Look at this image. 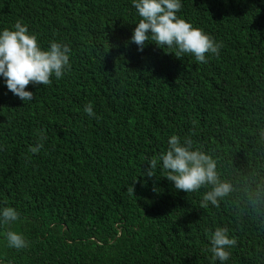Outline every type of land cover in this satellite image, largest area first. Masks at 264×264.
Instances as JSON below:
<instances>
[{
  "label": "trees",
  "instance_id": "trees-1",
  "mask_svg": "<svg viewBox=\"0 0 264 264\" xmlns=\"http://www.w3.org/2000/svg\"><path fill=\"white\" fill-rule=\"evenodd\" d=\"M180 2L178 17L222 45L207 63L126 45L141 19L133 0H0V33L20 21L40 46L71 49L62 78L27 86L32 100L0 75V209L19 214L0 221L1 262L222 264L211 237L227 228L237 242L223 264H264V0ZM173 135L233 184L220 207H200L210 185L187 193L164 176ZM8 231L28 247H9Z\"/></svg>",
  "mask_w": 264,
  "mask_h": 264
},
{
  "label": "clouds",
  "instance_id": "clouds-1",
  "mask_svg": "<svg viewBox=\"0 0 264 264\" xmlns=\"http://www.w3.org/2000/svg\"><path fill=\"white\" fill-rule=\"evenodd\" d=\"M141 19L137 23L126 45L135 43L138 50L143 49L150 42H155L165 50V46L174 49L173 58L181 59L185 54L194 55L197 62L207 63L206 54L219 55L221 44L202 29L194 27L189 21L178 17L182 4L180 0H133ZM70 47L60 40H51L40 46L36 35L30 34L27 25L17 21L14 30L4 29L0 33V75L5 78L9 91L24 102L34 99L35 94L28 91L27 86H47L52 83L53 75L60 79L70 65ZM85 113L95 117L91 103L85 106ZM264 134V133H262ZM166 153L160 156L161 169L167 172L164 175L177 191L193 193L202 187L211 186L203 196L200 207L207 208L209 202L220 207V201L228 197L234 186L228 181L221 180L217 171V161L209 154L194 149L193 141L173 135L168 141ZM42 145L29 149L30 153L39 152ZM150 167L144 176H156L157 159L148 161ZM146 182V181H145ZM154 191H158L154 187ZM19 218L17 210L13 207L0 209V221L5 224ZM6 239L9 247L17 250L28 247L25 237L16 232L8 231ZM230 238L227 228H217L211 237V252L214 259L225 262L230 258L228 250L236 244ZM0 264H12L11 261H0Z\"/></svg>",
  "mask_w": 264,
  "mask_h": 264
},
{
  "label": "bare ground",
  "instance_id": "bare-ground-1",
  "mask_svg": "<svg viewBox=\"0 0 264 264\" xmlns=\"http://www.w3.org/2000/svg\"><path fill=\"white\" fill-rule=\"evenodd\" d=\"M181 226H182V225H181ZM176 227H177V225H176ZM179 228H180V226H179ZM179 228H178V229H179ZM181 228H182V227H181ZM175 229H176V228H175ZM178 229H177V230H178ZM170 231H172V230H170Z\"/></svg>",
  "mask_w": 264,
  "mask_h": 264
}]
</instances>
